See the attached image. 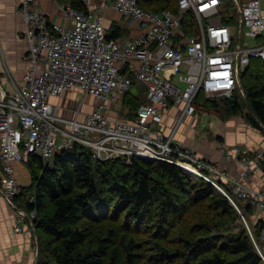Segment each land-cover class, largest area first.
<instances>
[{"label": "built area", "instance_id": "obj_1", "mask_svg": "<svg viewBox=\"0 0 264 264\" xmlns=\"http://www.w3.org/2000/svg\"><path fill=\"white\" fill-rule=\"evenodd\" d=\"M85 11L57 3V16L40 6L39 0H22L17 13L23 17L24 39L28 44L29 69L22 83L0 99V157L3 161L0 198L7 199L16 213V232L35 231L37 210L29 213L14 205L23 191L15 174V164L27 163L34 155L50 162L57 153L81 145L91 149L95 159L108 161L134 157L146 161L163 160L176 164L197 178L205 179L224 194L241 213L240 199L252 203L264 220V189H252L242 179L235 180L222 167L201 159L175 135L186 119L197 116L196 101L232 97L241 72L252 59L264 61V0H178V12L146 11L138 0H83ZM105 8H112L139 23L135 35L109 38ZM238 20L226 24L224 17ZM187 14L194 17L196 34L184 30ZM60 19V20H59ZM254 41V42H250ZM133 80L148 88L146 101L134 116L122 117L109 111L123 109V97ZM79 89L84 100L95 97L99 104L79 119L58 114L50 97ZM114 106V107H113ZM112 107V108H110ZM179 108L169 134L166 117ZM244 177L253 175L264 163V149L251 151L234 146ZM225 161L233 158L226 146ZM224 181L231 182L233 195ZM36 196L29 197L35 203ZM253 241L264 260L261 247ZM261 236L264 239V229Z\"/></svg>", "mask_w": 264, "mask_h": 264}, {"label": "trees", "instance_id": "obj_2", "mask_svg": "<svg viewBox=\"0 0 264 264\" xmlns=\"http://www.w3.org/2000/svg\"><path fill=\"white\" fill-rule=\"evenodd\" d=\"M85 11L83 0H58ZM229 8L238 0H229ZM146 11L178 12V0H138ZM224 17L226 24L238 20ZM187 34H196L194 17L184 20ZM128 30L114 26L109 38L118 39ZM264 42V37L260 39ZM137 83L133 80V85ZM146 101L130 92L123 97V110L134 116ZM199 113L229 120L242 116L264 134V61L252 59L238 77L232 97L196 101ZM32 182L13 200L28 213L37 210L34 237L36 264H264L255 243L230 200L214 185L197 178L176 164L134 157L100 161L91 149L73 145L56 154L53 165L32 155L26 163ZM229 194L232 189L224 184ZM35 203H29L31 195ZM241 200L237 199L240 207ZM252 203L243 211L256 212ZM241 209V208H240ZM244 214V212H243ZM117 222L115 226H110ZM239 231H232L230 227ZM255 237L261 236L264 220L257 221ZM145 232L162 242L143 239ZM149 250L148 263L142 250Z\"/></svg>", "mask_w": 264, "mask_h": 264}, {"label": "crops", "instance_id": "obj_3", "mask_svg": "<svg viewBox=\"0 0 264 264\" xmlns=\"http://www.w3.org/2000/svg\"><path fill=\"white\" fill-rule=\"evenodd\" d=\"M39 2L43 9L56 16L58 13L57 3L62 4L58 0H39ZM21 3L22 0H0V99L10 95L21 85L23 74L29 69L26 58L28 44L24 39L25 25L23 17L17 13ZM105 25L109 31L116 25L125 31L128 30V34L125 36L135 35L139 32L138 29L135 30L134 28L135 31L131 33L128 26L122 25L114 19L105 18ZM134 25L132 24V27ZM77 91L82 92L79 89H73L66 91L60 97H50V101L57 107L59 115L70 119L75 118L79 103L74 106L69 96L77 93ZM91 98L95 101L94 105L90 106V109L85 113L81 111L80 120H83L85 115L99 104V99ZM119 111L114 109L109 111V114L122 117L123 113ZM179 112L180 109L175 108L172 114L166 117V134L170 133ZM211 115L213 114L201 113L186 119L177 130L175 139L177 142L192 148L204 160L218 163L222 161L223 166L232 175L239 178L243 167L237 160L234 146H240L251 151L261 150L264 148V134L250 125H246L245 118L241 116L223 120L217 116L212 118ZM204 122L207 127L201 129ZM222 146H226L233 156L229 161H225V158L222 157ZM3 173V161L0 157V187ZM15 174L22 186L31 184L32 176L26 163L15 164ZM246 182L262 187L264 186V174L257 173L252 178L247 179ZM15 225V209L7 199L0 198V264H36L37 248L34 232L27 229L21 233L16 232Z\"/></svg>", "mask_w": 264, "mask_h": 264}, {"label": "rangeland", "instance_id": "obj_4", "mask_svg": "<svg viewBox=\"0 0 264 264\" xmlns=\"http://www.w3.org/2000/svg\"><path fill=\"white\" fill-rule=\"evenodd\" d=\"M101 1H103V2H105L106 0H101ZM104 14H105V18H109L110 20H115V21H118L120 24H122V25H126V26H128V24H129V22H130V20H131V18L129 17V16H124L122 13H120V12H118V11H113V9L112 8H105L104 9ZM127 23V24H126ZM104 24H105V22H104ZM106 26V25H105ZM133 29L135 28V29H138L139 28V23H136L133 27H132ZM250 42H254V41H250ZM147 91H148V88L146 87V85H144L143 83H141V82H137V83H135L133 86H132V88H131V90H130V94L131 95H133L135 98H137V99H140V100H143V99H145L146 97H147ZM69 98L70 99H72V104L74 105V106H76L77 105V103H79V106H81V108L83 107V109H82V113H85V112H87L89 109H90V106H92V105H94V99H92V98H89V99H85L84 100V94L82 93V92H80V91H77V93H75V94H71L70 96H69ZM114 107V106H113ZM110 108H112V107H110ZM114 110V109H113ZM118 110V109H117ZM125 111H127V110H123V109H120V113H123V112H125ZM201 113H203V112H200L199 111V113H198V115L199 114H201ZM212 116V118H214L215 117V115H211ZM242 117V116H241ZM245 117V116H244ZM243 117V118H244ZM246 125H249L248 124V122L246 121V123H245ZM207 127V124H205V122L201 125V129H205ZM187 148H188V146L187 145H185ZM190 148V147H189ZM222 148H223V146H222ZM192 149V148H191ZM264 149V148H263ZM263 149H261V150H263ZM193 150V149H192ZM222 150V149H221ZM260 150V149H259ZM197 153V152H196ZM198 154V153H197ZM243 156L244 155H238L237 156V160L239 161L240 159H242L243 158ZM223 157V156H222ZM224 158V157H223ZM201 159H203V158H201ZM110 160H114V159H110ZM53 162H54V158H52V160L49 162L51 165H53ZM211 162H213V161H211ZM222 162V161H221ZM214 163H217L218 164V162H214ZM240 165L243 167V171H242V174H241V177H236V176H234V175H232V173L228 170V169H226L225 168V166H223L222 167V169L226 172V173H228L232 178H234L235 180H239L240 181V179H242L243 180V182L248 186V187H250V188H252V189H256V190H258V189H264V186H262V187H257V186H255V185H252V184H250V183H247L246 181H247V179H249V178H252L255 174H257V173H261V174H264V163L262 164V166H261V168L259 169V170H256L255 171V173L252 175H250V176H248V177H244V166L242 165V163H240ZM30 175V174H29ZM224 183L226 184V185H228L229 187H230V189H232V191H233V187H232V183L231 182H227V181H224ZM260 186V185H259ZM220 192V191H219ZM224 195V194H223ZM242 201V200H241ZM246 203L247 202H244V201H242L241 202V205H240V208H241V213L237 210V212H238V214L240 215V223L242 224V225H245V227H246V229H247V231H248V233H249V235H250V237H251V239H252V241H253V238H252V236H251V232H252V234L255 236V234H254V232H256V228H257V221L260 219L259 218V214L257 213V212H252V213H250L249 212V210H246V211H243V206H246ZM243 212H244V214H243ZM117 224V222L115 223V222H112L111 223V225L110 226H115ZM231 229H232V231L234 232V231H239V229L235 226V227H230ZM261 234H263V231H261ZM143 239H149V240H145L146 242H149V244H148V247H149V249H152V245H151V243H153V242H162L161 241V239H159V238H157V236L156 235H151L150 234V232H145V234H144V236H143ZM255 239H256V241L258 242V244L261 246V247H263L264 246V239H263V237L262 236H258L257 238L255 237ZM255 241H253V243H254ZM256 246V245H255ZM140 253H142L143 254V256L145 257V261L143 260V262L144 263H148V259H147V254H149V253H151V251H149V250H146V249H144V250H142Z\"/></svg>", "mask_w": 264, "mask_h": 264}]
</instances>
